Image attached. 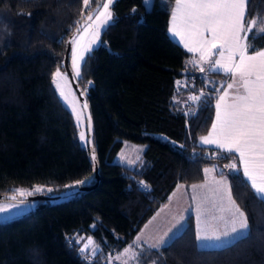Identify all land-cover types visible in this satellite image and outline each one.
I'll use <instances>...</instances> for the list:
<instances>
[{
  "label": "trees",
  "instance_id": "trees-1",
  "mask_svg": "<svg viewBox=\"0 0 264 264\" xmlns=\"http://www.w3.org/2000/svg\"><path fill=\"white\" fill-rule=\"evenodd\" d=\"M97 1L83 7L82 0H0V193L34 184L52 189L31 195V209L0 221V264H106L177 183L201 180L205 166L226 176L247 217V234L199 247L188 217L165 244L133 245L139 256L131 264H264V199L243 177L234 154L197 142L211 123L225 74L190 63L195 55L170 38L175 0H154L150 9L143 0L112 5L114 21L100 36L104 43L85 54L91 59L74 79L90 112L97 182L46 197L95 182L86 140L79 139L80 126L51 79L63 67L67 36ZM247 11L246 24L264 17V0H250ZM249 43L264 47V35L250 34ZM201 93L199 101L189 99ZM83 127L87 137L84 113ZM123 140L143 144L133 166L114 160ZM233 162L240 171L228 167ZM81 180L86 182L76 183ZM87 236L95 255L80 251L77 238Z\"/></svg>",
  "mask_w": 264,
  "mask_h": 264
},
{
  "label": "snow or ice",
  "instance_id": "snow-or-ice-1",
  "mask_svg": "<svg viewBox=\"0 0 264 264\" xmlns=\"http://www.w3.org/2000/svg\"><path fill=\"white\" fill-rule=\"evenodd\" d=\"M92 0H83L84 6L87 7ZM116 0H106L93 18L89 13L86 22L91 21L84 28V33L89 34L90 39L86 43H81L83 36L79 39H73L71 43L77 45L72 50V63L76 76L81 74V64L87 63L91 59L89 55L86 59V53L93 51L92 45L104 43L100 40L101 32L111 26L114 21L112 5ZM147 9L154 7V0H144ZM250 0H175V5L171 9V22L169 32L174 37H179L184 47L190 53H199V61L193 58L189 61L192 64H208L209 72H223L232 80L226 87L221 85L222 94L219 95L215 104V121L212 123L211 131L208 135L200 138L201 144L215 145L218 149L234 154L242 165L243 177L250 183L251 188L257 197L264 199V49H256L249 43V36L255 38L257 35H264V17H256L248 20V6ZM23 14V13H19ZM80 29H77V33ZM215 50V51H214ZM250 50L251 53L250 54ZM213 55H218L214 61ZM201 72L205 71L200 67ZM65 79L59 69L52 76V83L56 90L59 91L60 97L68 102V96L65 94L61 80ZM230 93L229 90H233ZM200 96H190L189 99L197 102ZM76 102L71 104L72 112L76 115L78 123L81 121L82 112H78L75 106ZM87 103L83 108L87 109ZM88 119V128L91 130V117ZM81 141L86 140L85 132L79 133ZM90 143V141H88ZM92 159L95 160L93 149ZM139 159V157H137ZM131 163V161H130ZM228 167L235 171H240L237 163L233 162ZM205 173L213 171L205 169ZM86 181H77L83 184ZM143 187L147 185L143 181L139 182ZM215 183L219 186L216 189L217 194L223 192L227 196L228 207L221 206V213L230 214V220L226 223L230 227L222 232L215 229H209L207 221L202 218L210 212V209L203 207L207 203V197L198 200L193 195V201H196L197 221L203 225L196 233L198 241H220L222 239L236 238L241 233L247 234L248 221L244 212L236 205L231 196V187L226 180H217ZM206 185H191L193 192L198 188H204ZM35 192L43 191L42 188L36 187ZM52 191V189H48ZM28 192L27 195H32ZM20 195L26 193L20 190ZM16 199L15 196L12 197ZM224 197L220 196L223 201ZM24 203V201H20ZM18 207V205H12ZM212 208H216L215 203ZM6 206H0V212H6ZM184 217H180L177 223H180ZM217 219V217H213ZM225 220V216L218 217ZM171 231V229H169ZM168 233H165L167 236ZM137 241L140 237L136 238ZM166 241L161 237L156 244L150 247L156 248ZM94 241L88 240V243L80 249L85 252L89 249ZM98 249L93 248L92 253ZM125 256L131 260H136L139 256L131 246L125 249ZM121 259V257H116ZM124 264H128L125 260Z\"/></svg>",
  "mask_w": 264,
  "mask_h": 264
},
{
  "label": "rangeland",
  "instance_id": "rangeland-1",
  "mask_svg": "<svg viewBox=\"0 0 264 264\" xmlns=\"http://www.w3.org/2000/svg\"><path fill=\"white\" fill-rule=\"evenodd\" d=\"M104 2H106V0L102 1L99 8L93 14V18H95V14L99 10H102L101 6ZM82 4H83V7H85L83 0H82ZM143 4L145 6L144 0H143ZM83 14L84 13H82V15ZM88 23H91V21L85 22L79 28L80 32L77 33L76 31V33L72 36L69 42L67 66H68V70L71 73L73 79H76L77 76L73 69L72 50L74 47H77V45H74L73 43H71V41L74 38L79 39L80 36H83V40L81 41V43H86L90 39L89 34H86L83 31L84 28L87 27ZM95 45H92V47H94ZM211 59L214 60V57H212ZM57 69H59L62 76L65 77V79L61 80V85H62V88L65 94L68 96V102H65L63 98L60 97L59 91L56 90L55 85L53 83H52V86L59 100L61 101V103L70 111L73 119L80 126V132H81L84 130L83 129L84 128L83 127V115H82L81 121L78 123L76 115L72 112V108H71L72 102L75 101L76 102L75 106L77 108V111L83 113L81 106H80L79 98L67 76V73L64 67H57L52 73V76ZM51 82H52V79H51ZM142 149H143L142 143L133 142L129 140H123V144L121 148L118 150V152L116 153V155L114 156V160L119 163L128 165V166H133L137 162L140 161ZM137 157H139V159H137ZM205 169L213 170V167L205 166L203 169V178L199 181L188 183V184L178 183L169 193L167 200L163 204H161L140 226L141 229L139 230L137 235L133 236L132 241L138 242L136 238L140 237V240L145 241L149 245H153V244H156L161 237H164V240L168 242L171 239V237H173L182 228H184L185 224L187 223L188 217H191V221H192L193 228H194V240L197 246L199 247H218V246L224 245L234 240L235 238L234 239L233 238L222 239L220 241H198L196 239V233L199 230V228L203 225L199 224L197 221V213H196V203L197 202L193 201L192 199L193 195H196L198 200H201L202 198L207 197V203H205L203 207L210 209V212L207 215H205L202 219L207 221V226L209 227L210 230L215 229L218 232H222L226 230V228L230 227V224L226 223L227 220H230V214L227 212L221 213L219 211V208L221 206L225 208L228 207L227 196L223 192L217 194L216 189L219 186L215 183V181L222 180V179L227 181V178L224 174L216 175L213 173V171H209L208 173H205L204 171ZM193 184L206 185V187L198 188L196 189L195 192H193L191 188V185ZM227 184L229 185L228 181H227ZM36 187L42 188L43 191L41 192H46V193H49L50 191H48V189H51L50 187L42 185V184H34L33 186H18L15 191L16 193L20 194V190H23L26 193V195L28 192H32L33 193L32 195H38L41 192H35L34 189ZM30 196L31 195H27V197H20V198L16 197L15 200H13L12 197H0V206H6L8 208L6 212H0V221L17 216L31 209L34 206L35 202H34V199L30 198ZM220 196L224 197L223 201L220 200ZM20 201H24V203L21 204ZM213 203H215L216 208H212ZM12 205H18V207H12ZM221 215H224L226 219L225 220L218 219V217H220ZM182 216L184 217V219L180 223H177V221ZM213 217H217V219H213ZM169 229H171V231H169ZM165 233H168V235L165 236ZM242 234L243 233H241L240 235ZM89 239H91L90 236L77 238V241L78 240L80 241V249L83 248L84 245L88 243ZM129 246L133 248V245L127 244L119 252L112 255L106 261V264H124L125 260L128 261V264H131L132 260L129 259L128 256L124 255L125 249L129 248ZM93 248H96L95 243L91 245L89 249L87 250L90 253V256L93 255L92 253ZM118 256L121 257V259H116V257Z\"/></svg>",
  "mask_w": 264,
  "mask_h": 264
},
{
  "label": "water",
  "instance_id": "water-1",
  "mask_svg": "<svg viewBox=\"0 0 264 264\" xmlns=\"http://www.w3.org/2000/svg\"><path fill=\"white\" fill-rule=\"evenodd\" d=\"M103 0H98L97 3L87 12V14L72 28L71 32L69 33V35L67 36L66 40H65V49H64V55H63V67L67 73V76L79 98V102H80V105L83 109V113H84V116H85V123H86V143H87V149H88V152H89V155H90V158H91V161H92V166H93V176L95 178V182L90 185V186H73V187H70L66 190H63V191H60V192H52L50 194H48L46 197L48 198H55V197H61V196H65V195H69L71 193H74L76 192L77 190H83L85 189L86 187H92L96 184L97 182V176H98V169H97V161H96V158L95 160L92 159V156H93V150H92V142H91V130L89 131V128H88V119L87 117L90 116V112H89V109L87 107V109H84L83 108V104L86 103V101L81 97V94H80V90L79 88L76 86L75 84V81L71 75V73L69 72L68 70V66H67V56H68V51H69V42H70V39L72 38V36L76 33L77 29L80 28L85 22H86V17L88 16L89 13H92L94 14L96 12V10L99 8L100 4L102 3ZM88 141H90V143H88ZM27 197V195H24V196H21L19 193H0V197Z\"/></svg>",
  "mask_w": 264,
  "mask_h": 264
},
{
  "label": "crops",
  "instance_id": "crops-1",
  "mask_svg": "<svg viewBox=\"0 0 264 264\" xmlns=\"http://www.w3.org/2000/svg\"><path fill=\"white\" fill-rule=\"evenodd\" d=\"M174 5H175V1H174V3H173V5H172V7H174ZM172 7H171V9H172ZM170 22H171V10H170V13H169V16H168V23H167V33H168V35L170 36V38L171 39H173L174 41H176L179 45H181L184 49H186L185 47H184V45H183V43L180 41V38L179 37H174L170 32H169V27H170ZM260 49H264V47H262V48H260ZM187 50V49H186ZM259 50V49H258ZM215 51V50H214ZM194 55H195V57H196V59L197 60H199V53H193ZM250 54H252L251 53V51H250ZM213 57H214V60L215 59H217L218 58V55H216V57H215V55H213ZM213 60V61H214ZM223 73V72H222ZM232 82V80L230 79V77L228 76V75H225V77H224V79H223V81L220 83V85H219V87H218V89H217V91H216V94H215V98H214V101H213V116H212V120H211V123H210V125H209V127H208V129H207V131L205 132V133H203V134H201L199 137H198V140H197V142L200 144V145H202V146H208V147H212V148H214V149H217V150H221V149H218L215 145H205V144H201V142H200V138L202 137V136H206V135H208L209 134V132L211 131V126H212V123L215 121V104H216V101H217V99H218V97H219V95L220 94H222V89H221V85H223L224 87H226L227 86V84L228 83H231ZM230 91V93L231 92H233L234 91V89L233 90H229ZM240 165V164H239ZM240 169H241V171H242V165H240ZM214 173V172H213ZM215 174V173H214ZM242 174H243V171H242ZM217 175V174H216ZM246 179V178H245ZM247 181V180H246ZM178 184V183H177ZM176 184V185H177ZM249 185H250V183H248ZM175 185V186H176ZM174 186V187H175ZM186 186V185H185ZM173 187V188H174ZM251 187V186H250ZM171 192V191H170ZM141 228H139L138 229V231L134 234V235H137V233L139 232V230H140ZM131 245H138V244H146V245H149V244H147L145 241H142V240H139L138 242H135V241H132L131 240V243H130ZM165 244V243H164ZM163 245V244H162ZM149 246H151V245H149ZM160 246V245H159Z\"/></svg>",
  "mask_w": 264,
  "mask_h": 264
}]
</instances>
